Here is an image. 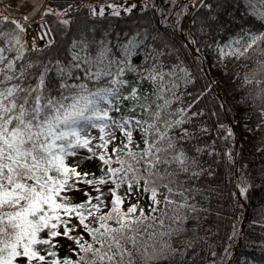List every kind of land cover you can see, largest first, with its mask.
Segmentation results:
<instances>
[{
	"label": "trees",
	"instance_id": "obj_1",
	"mask_svg": "<svg viewBox=\"0 0 264 264\" xmlns=\"http://www.w3.org/2000/svg\"><path fill=\"white\" fill-rule=\"evenodd\" d=\"M86 1L47 0L72 8L47 10L53 38L38 49L0 15V264H226L245 213L230 264H264V0H182L168 22L151 2L97 14L106 0ZM96 96L150 147L126 141L106 174L119 185L143 175L155 202L122 203L92 228L65 200L81 178L52 146ZM80 215L88 235L74 257L36 249Z\"/></svg>",
	"mask_w": 264,
	"mask_h": 264
},
{
	"label": "rangeland",
	"instance_id": "obj_2",
	"mask_svg": "<svg viewBox=\"0 0 264 264\" xmlns=\"http://www.w3.org/2000/svg\"><path fill=\"white\" fill-rule=\"evenodd\" d=\"M182 0H106L103 3L94 6V12L119 13L125 14L140 10L147 2L153 3L161 14V20L168 22L176 18V6ZM187 1V0H186ZM86 4L90 1H86ZM46 7V8H45ZM57 10L45 2L43 11L35 19L36 24L33 27L37 32L35 39L38 42V48L49 45L53 38L49 23L44 20V14L54 11L57 15L70 10ZM45 9V10H44ZM18 21L26 30L29 25L22 19ZM34 38H30L32 42ZM33 48V46H32ZM208 73V72H207ZM110 100L101 96H96L88 101L91 105L90 111H85L83 115L69 120L65 126L70 132H65L52 146L54 157L61 159L62 167L71 172L79 174L81 180L75 189L69 192L65 200L77 202L80 205V211L85 214L87 222L85 226L97 227L101 217L110 214L118 209L121 204L124 207H133L143 205L151 210L154 207L155 197L146 194V185L143 175L135 176V179L125 185H119L117 181L110 179L116 175L115 170L111 174H106V162L108 167L121 164L119 153H122L126 141L135 139L136 148L140 151H147L150 147L144 139V128L137 121L128 120L119 115L108 114ZM148 152V151H147ZM144 153V152H141ZM138 162V168L142 166L139 158L131 162L133 166ZM117 169V167H115ZM114 168V169H115ZM143 203V204H142ZM82 219V215H80ZM70 223L59 227L56 231L45 230L40 238L34 241V246L39 251L47 254L49 257L75 255V249H79L86 243V234L88 229L83 224V219L79 220L75 216H70ZM75 221H77V225ZM88 235V234H87ZM237 236V234H236ZM235 246V241L232 242ZM20 264H47L45 261L29 259L27 257L19 259Z\"/></svg>",
	"mask_w": 264,
	"mask_h": 264
},
{
	"label": "built area",
	"instance_id": "obj_3",
	"mask_svg": "<svg viewBox=\"0 0 264 264\" xmlns=\"http://www.w3.org/2000/svg\"><path fill=\"white\" fill-rule=\"evenodd\" d=\"M46 0H0V12L5 16L11 18H21L25 20L30 27L27 29L28 41L30 38H34L30 44L34 47H38V42L35 39L36 28L33 27L36 24L35 19L38 17L39 11L43 7Z\"/></svg>",
	"mask_w": 264,
	"mask_h": 264
},
{
	"label": "water",
	"instance_id": "obj_4",
	"mask_svg": "<svg viewBox=\"0 0 264 264\" xmlns=\"http://www.w3.org/2000/svg\"><path fill=\"white\" fill-rule=\"evenodd\" d=\"M186 41L188 43V45L191 47L192 49V46L190 45V43L188 42L187 38H186ZM192 52L195 54V51L192 49ZM208 78L210 80V83H211V86L214 87V84L212 83L211 81V78L210 76L208 75ZM227 114V113H226ZM227 117L229 119V121L231 122V119L229 117V115L227 114ZM232 123V122H231ZM232 127L233 129L235 130V127H234V124L232 123ZM236 165V164H235ZM235 189H236V192L239 194V189H238V185H237V177H236V182H235ZM245 223H246V213L244 215V219H243V222H242V225H241V228H240V233H239V241L235 247V249L233 250L232 252V255L230 257V259L228 260V262L226 264H230L232 262V260L234 259V257L236 256L237 252H238V249H239V246H240V243H241V239H242V236H243V233H244V226H245Z\"/></svg>",
	"mask_w": 264,
	"mask_h": 264
},
{
	"label": "bare ground",
	"instance_id": "obj_5",
	"mask_svg": "<svg viewBox=\"0 0 264 264\" xmlns=\"http://www.w3.org/2000/svg\"><path fill=\"white\" fill-rule=\"evenodd\" d=\"M241 228V227H240ZM239 233H240V231H239Z\"/></svg>",
	"mask_w": 264,
	"mask_h": 264
}]
</instances>
